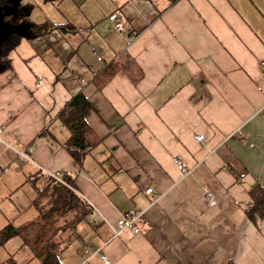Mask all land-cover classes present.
<instances>
[{
    "label": "crops",
    "instance_id": "obj_1",
    "mask_svg": "<svg viewBox=\"0 0 264 264\" xmlns=\"http://www.w3.org/2000/svg\"><path fill=\"white\" fill-rule=\"evenodd\" d=\"M56 4L58 19L41 10L44 20L25 21L34 26L18 33L12 70L0 72V201L33 194L0 211L3 223L32 219L43 171L58 172L91 209L61 246L62 264H105L101 255L109 264H264V219L247 216L250 190L264 191V0ZM113 13L126 32L112 30ZM108 67L117 71L97 90L93 78ZM79 93L102 139L81 162L56 118ZM12 169L24 170L15 184ZM134 209L145 211L139 233L113 237L108 224Z\"/></svg>",
    "mask_w": 264,
    "mask_h": 264
},
{
    "label": "trees",
    "instance_id": "obj_2",
    "mask_svg": "<svg viewBox=\"0 0 264 264\" xmlns=\"http://www.w3.org/2000/svg\"><path fill=\"white\" fill-rule=\"evenodd\" d=\"M14 8L17 0H0V27L2 24H13L14 17L9 13L17 11ZM61 3L64 0H54ZM178 0H169L175 3ZM53 29L66 34L72 26L68 24H53ZM22 36L18 33H8L0 40V72L12 70L8 55L12 52ZM117 69L108 67L105 71L94 76L93 84L97 90L114 76ZM93 106L88 98L79 93L67 102L57 114V120L69 131V138L65 142V148L70 155L81 162L84 157L91 154L101 143L102 139L94 132L86 121V114ZM66 185L55 184L46 178L44 188L37 189L32 206L37 214L30 220L21 224H6L0 229V247L8 241L18 238L22 246L29 250L33 260L38 264H62L60 261L61 246L76 235L77 228L91 213L86 202L78 196L73 188L69 176L62 175ZM32 180V185L37 179ZM253 205L247 211L248 218L253 222L264 219V191L255 185L249 192ZM3 264H16L12 257Z\"/></svg>",
    "mask_w": 264,
    "mask_h": 264
},
{
    "label": "rangeland",
    "instance_id": "obj_3",
    "mask_svg": "<svg viewBox=\"0 0 264 264\" xmlns=\"http://www.w3.org/2000/svg\"><path fill=\"white\" fill-rule=\"evenodd\" d=\"M36 1L38 3V5L35 4ZM69 3V4H68ZM64 3H62L61 5H59L58 7H63ZM68 5H73V2H66L65 3V9L68 8ZM18 11H11L9 12L13 17H14V23L13 24H2L3 26L0 27V40H2L8 33L11 32H15V33H21V32H29L30 26H34L31 23H28L29 27H25L26 25V20H29L30 22H34V14H38V18L37 20H44L45 15L47 16L46 18L53 21L56 19H58V12H56L57 10V4L53 1V0H22L19 5H18ZM28 9V10H27ZM30 10V12H29ZM43 10V12L41 11ZM26 163V162H24ZM18 172V173H17ZM16 174V175H14ZM13 177L14 181H11V183H16L18 182V180H21V177L24 176V170L23 171H17L15 169L10 170V173L7 175V177ZM22 182V181H21ZM1 185V184H0ZM28 191L30 192V194L28 193ZM3 191L0 188V194ZM29 194V196L27 197V195ZM33 196L31 189H29V187H25L24 189L18 191V192H14L8 199V201L5 203H1L0 201V211L2 210H6L9 205L12 206L11 203H15L16 204V199H18L19 203H23L25 206L28 205L27 200H29V198ZM12 200H11V199ZM1 200V198H0ZM21 205V204H20ZM33 211V210H31ZM30 213V212H29ZM28 218H30V214L25 215L24 217L20 218L17 224H21L27 220H29ZM4 220L1 216V212H0V229L1 227L5 226L6 224L3 223ZM87 220L84 221V223H82L83 225H87ZM14 242H9L7 244H4L3 246L0 247V264H3L7 259H9L10 257H13L17 254L18 256L16 257V260L18 262V264H38L37 261L33 260L29 250L25 247L24 251L22 249H20L18 243L20 242V246L21 241L18 238H15V240H11ZM24 247V246H23ZM16 252V253H15Z\"/></svg>",
    "mask_w": 264,
    "mask_h": 264
},
{
    "label": "built area",
    "instance_id": "obj_4",
    "mask_svg": "<svg viewBox=\"0 0 264 264\" xmlns=\"http://www.w3.org/2000/svg\"><path fill=\"white\" fill-rule=\"evenodd\" d=\"M108 21L111 24L112 30L117 32V33H122L127 31V27L120 21V15L118 13H113L108 16ZM262 68L264 69V62L261 63ZM196 140L201 143L203 138L201 136L197 137ZM32 153V151H24L21 150L17 152L18 158L22 159L23 161L30 163L31 160L29 159L28 154ZM176 167L180 171H185V173H188L189 171L185 169L184 165L179 159L175 160ZM43 175L52 180L55 184H62L66 185L64 180L62 179V173L58 172H48V171H43ZM146 195H153V189H147L145 190ZM153 202L157 201V197H152ZM208 203L209 205H214L215 204V199L212 194H208ZM144 212L143 210L140 209H134L131 211H128L124 214H121L120 218L117 220L116 227H113L112 225L108 224V227L110 228L113 237H118L119 235L125 233V232H132L134 234L139 233V224L142 222V219L144 217ZM96 221H94L95 223ZM90 252V249H86L84 251L85 254H88ZM101 260L105 264H109L108 261L103 257L102 255L100 256Z\"/></svg>",
    "mask_w": 264,
    "mask_h": 264
},
{
    "label": "water",
    "instance_id": "obj_5",
    "mask_svg": "<svg viewBox=\"0 0 264 264\" xmlns=\"http://www.w3.org/2000/svg\"><path fill=\"white\" fill-rule=\"evenodd\" d=\"M19 1H20V0H17V2H16L15 5H14V8L17 7V4H18Z\"/></svg>",
    "mask_w": 264,
    "mask_h": 264
},
{
    "label": "bare ground",
    "instance_id": "obj_6",
    "mask_svg": "<svg viewBox=\"0 0 264 264\" xmlns=\"http://www.w3.org/2000/svg\"><path fill=\"white\" fill-rule=\"evenodd\" d=\"M92 223H94V221H93ZM119 236H120V235H119Z\"/></svg>",
    "mask_w": 264,
    "mask_h": 264
}]
</instances>
